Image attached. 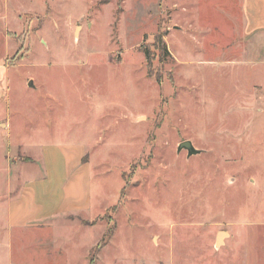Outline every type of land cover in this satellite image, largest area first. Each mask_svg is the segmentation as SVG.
I'll use <instances>...</instances> for the list:
<instances>
[{
    "label": "rangeland",
    "instance_id": "rangeland-1",
    "mask_svg": "<svg viewBox=\"0 0 264 264\" xmlns=\"http://www.w3.org/2000/svg\"><path fill=\"white\" fill-rule=\"evenodd\" d=\"M231 3L0 0V264H264V69L221 62ZM50 144L84 148L91 206L13 226Z\"/></svg>",
    "mask_w": 264,
    "mask_h": 264
},
{
    "label": "crops",
    "instance_id": "crops-1",
    "mask_svg": "<svg viewBox=\"0 0 264 264\" xmlns=\"http://www.w3.org/2000/svg\"><path fill=\"white\" fill-rule=\"evenodd\" d=\"M224 23L227 38H218L217 44L229 55L221 62L264 69V0H233ZM253 88L264 92V81H256ZM40 154L38 162H32L41 165L40 175L8 197L7 218L13 226L80 215L91 206L88 162L82 163L84 148L50 144L42 146Z\"/></svg>",
    "mask_w": 264,
    "mask_h": 264
},
{
    "label": "trees",
    "instance_id": "trees-1",
    "mask_svg": "<svg viewBox=\"0 0 264 264\" xmlns=\"http://www.w3.org/2000/svg\"><path fill=\"white\" fill-rule=\"evenodd\" d=\"M155 41H156V46L158 48L160 47L162 51H164L165 53H168L167 50H166L165 44H163L161 38H157V40H155ZM144 55H145L146 64H147L148 69H149V66L151 65L152 57H151V55H150L148 50L145 51ZM28 161H30V159ZM109 237H111V233L107 230L103 234V238H102L100 244L98 245L97 249L102 248L104 245H106L107 242H106L105 238L108 240ZM92 264H93V262H92Z\"/></svg>",
    "mask_w": 264,
    "mask_h": 264
},
{
    "label": "water",
    "instance_id": "water-1",
    "mask_svg": "<svg viewBox=\"0 0 264 264\" xmlns=\"http://www.w3.org/2000/svg\"><path fill=\"white\" fill-rule=\"evenodd\" d=\"M29 86H31V82L29 83ZM181 150H185L188 154V156H191L193 154H197L198 151L196 149L193 148L191 142L189 141H184V142H181L179 145H178V148H177V151H181ZM225 236V233H220L218 235V239H217V244H220L221 242V238Z\"/></svg>",
    "mask_w": 264,
    "mask_h": 264
}]
</instances>
